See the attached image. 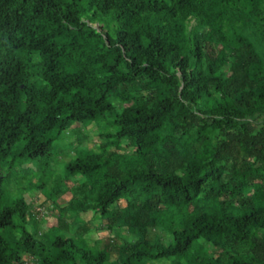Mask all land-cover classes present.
<instances>
[{"label":"trees","instance_id":"16d2710c","mask_svg":"<svg viewBox=\"0 0 264 264\" xmlns=\"http://www.w3.org/2000/svg\"><path fill=\"white\" fill-rule=\"evenodd\" d=\"M104 113L55 174L61 134ZM19 170L52 225L5 190ZM65 210L123 232L114 256ZM159 259L264 264V0H0V264Z\"/></svg>","mask_w":264,"mask_h":264},{"label":"rangeland","instance_id":"374dc122","mask_svg":"<svg viewBox=\"0 0 264 264\" xmlns=\"http://www.w3.org/2000/svg\"><path fill=\"white\" fill-rule=\"evenodd\" d=\"M111 119V114L104 113L101 116L97 127L95 124H91L86 128L74 125L70 129L65 130L61 134L60 139L54 145V147L56 146L55 153L52 152L51 155V166L55 174H59V172L62 173L68 160L74 157L70 148L71 144L79 143L94 150L93 147L100 142V137L97 132L100 130H111L112 128L108 126V122ZM27 166H31V164H26L24 167ZM22 171L24 170H19L16 174H11L9 176L8 182L4 185L5 190L10 195L21 192L28 201L29 208L34 213L38 225L44 229L55 223L56 218L60 217L58 216V208H56L49 200L45 199L38 189H24L28 180L31 182L36 180L38 171H34L33 175L23 174ZM80 181L81 179H78L76 183H79ZM47 184L51 186L52 182L49 181ZM68 194L70 197H75L73 190H70ZM57 202L59 203V206H62L66 204V199H64L63 196H59ZM77 217H79V219ZM77 217L72 211L65 210L60 218L62 220L61 225L65 228V235L76 236L77 234H83L88 244H91L96 238L108 235L111 237V243H113L112 256H114V247L121 244L123 232H121L119 236H114L113 231L107 228V220L95 217L92 211L81 213ZM162 221L166 222L165 217ZM128 239H131V235L128 236ZM160 240L164 241L166 240V237L161 235ZM148 264H170V260L159 259L149 261Z\"/></svg>","mask_w":264,"mask_h":264},{"label":"water","instance_id":"95a60500","mask_svg":"<svg viewBox=\"0 0 264 264\" xmlns=\"http://www.w3.org/2000/svg\"><path fill=\"white\" fill-rule=\"evenodd\" d=\"M94 27H96V28H97V26H96V25H94Z\"/></svg>","mask_w":264,"mask_h":264}]
</instances>
